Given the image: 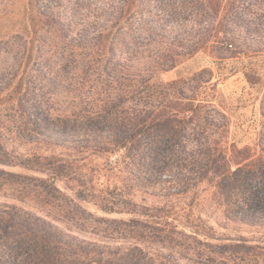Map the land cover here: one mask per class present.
I'll use <instances>...</instances> for the list:
<instances>
[{"label":"trees","instance_id":"trees-1","mask_svg":"<svg viewBox=\"0 0 264 264\" xmlns=\"http://www.w3.org/2000/svg\"><path fill=\"white\" fill-rule=\"evenodd\" d=\"M221 2L132 0L101 23L86 21L92 31L77 35L73 7L34 0L36 17L0 36V56L7 46L19 53L9 78L0 74V108L11 114L0 125V190L13 188L10 196L37 204L0 201V264H264V68L250 65L264 59V45L233 46L240 14L257 24L264 0H226L214 24ZM193 9L200 16L209 9L213 22L202 26L200 18L188 27L177 19ZM142 31L150 39L145 47ZM207 50L213 61L241 63L256 92L258 117L248 135L231 128L223 110L231 99L214 95L217 82L203 77L208 68L161 76ZM7 127L59 145L61 153L115 155L117 180L96 194L64 155L8 148ZM59 181L76 182L73 193ZM201 184L221 209L217 227L191 209L141 202L157 187L183 193Z\"/></svg>","mask_w":264,"mask_h":264},{"label":"rangeland","instance_id":"rangeland-1","mask_svg":"<svg viewBox=\"0 0 264 264\" xmlns=\"http://www.w3.org/2000/svg\"><path fill=\"white\" fill-rule=\"evenodd\" d=\"M39 1L45 7L54 10H61L62 7H73L77 15V20L80 19L74 26V32H76L77 35L80 33L87 35L92 31V28L85 24L86 21L96 19V23H101L102 19H105L106 16L112 13L116 14L119 8L123 7L124 10H126L129 5H131L132 0ZM33 2L34 0H0V36H7L12 32L21 31V23L24 18L36 17V12L32 5ZM227 4L226 0H222L214 24H216L219 18L224 16L225 10L223 7L225 6L227 8ZM212 15L213 13L209 9H204L202 16H200V14L196 15V9H193L190 11H184L176 17L184 23L186 22L189 27L191 23H196L200 18L202 19V26L207 25V22H213ZM254 17L255 16L250 15V13L247 14V12L244 15L240 14V19L237 21L239 26H233L234 32L238 37V39L233 42V46L237 45V49H244L246 48V45H248L247 47H249V45H252L253 47L264 45V18H261L256 24L254 23ZM148 36L149 34L147 31L141 32L140 37L138 38L140 47H145V43L150 40ZM149 47L151 46L149 45ZM10 48L11 46H7L5 51L10 50V52L7 54L3 53L0 56V74L7 78H9L7 72L10 70L7 66L12 63L14 57L19 56L15 47ZM146 54L147 53H145V55ZM213 60L214 59L209 50L199 51L174 69L161 73V76L164 80H171L176 78L178 73L182 76H189L194 71L208 68L210 73H206L203 77L208 79L209 83L217 82L214 95H217V97L222 99L223 102H228L231 99V103L228 104L230 108L223 109L225 113L229 114L231 128L240 133L244 131L246 135L249 130L254 129L252 120L258 117V109L254 108L253 103L251 102L256 92L248 86L243 77L240 70L241 63L235 60H230L229 58L223 59L222 61ZM252 60L254 64L252 63L250 65L259 69L260 67L264 68V59L253 58ZM149 61H151V58L138 57L136 60L137 63H145ZM229 61H233L232 64H230ZM71 62L73 63V61ZM10 117V112L0 108V125L6 123V120L10 119ZM216 119H218V115L216 116ZM7 128L9 129H6L7 143L5 144L8 148L24 154H33L36 152L49 153L50 151H55L54 153L56 154L64 155V157H66L65 159L71 161L74 164L73 168L75 170L77 169L80 173L79 176H77L78 181L86 184L87 189L96 194H98L99 190H104L107 185L111 188L112 183L117 180L118 174L116 162L118 159L115 155H93L87 150L67 151L61 153V146L59 145L54 146L48 144L44 139H38L34 135L27 133L25 130L15 129L16 127ZM6 169L21 173H33L30 170H24L19 167H6ZM161 178H168L166 172L161 175ZM64 183L59 181L58 185L67 193L72 194L73 192L69 190V188H72L76 182L69 181L66 185ZM177 190L178 187H172L170 189H160L157 187L152 191H148L149 194L146 193L143 194V196H140L144 198L141 202L147 205H150L151 203H159L160 205L166 203L173 208L174 211H187L188 209H191L194 215H199L207 224L214 225V220L222 222L220 218L221 209L211 198V189L207 185L201 184L194 190L183 193H177ZM115 192H119L118 189L115 190ZM10 193H13V188H6L4 191L0 190V201L15 202L26 207H34V205H37L33 204L29 199L24 201L16 200L10 196ZM87 206L90 210H94L93 204H87ZM110 216L122 217L125 215L112 214ZM214 227L217 226L214 225Z\"/></svg>","mask_w":264,"mask_h":264}]
</instances>
